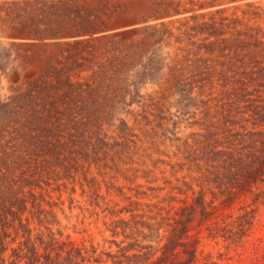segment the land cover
<instances>
[{
	"label": "rangeland",
	"instance_id": "obj_1",
	"mask_svg": "<svg viewBox=\"0 0 264 264\" xmlns=\"http://www.w3.org/2000/svg\"><path fill=\"white\" fill-rule=\"evenodd\" d=\"M0 264H264V0H0Z\"/></svg>",
	"mask_w": 264,
	"mask_h": 264
}]
</instances>
